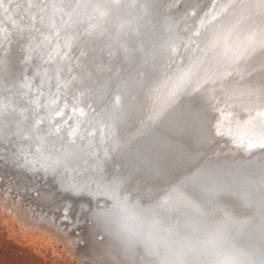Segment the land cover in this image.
Masks as SVG:
<instances>
[{
	"label": "water",
	"instance_id": "95a60500",
	"mask_svg": "<svg viewBox=\"0 0 264 264\" xmlns=\"http://www.w3.org/2000/svg\"><path fill=\"white\" fill-rule=\"evenodd\" d=\"M23 1L0 0L1 46H15L16 28L31 33L19 35L22 55L8 52L18 77L0 74L1 178L17 176L4 163L13 158L33 190L74 179L91 200L79 225L105 264H213L226 254L264 264V150L246 148L264 135V94L243 103L253 92L237 59L264 47V0ZM88 44L100 54L82 84ZM37 55L39 67L29 61ZM60 66L44 80L40 69ZM217 81L240 86L217 98ZM207 91L214 109L202 105Z\"/></svg>",
	"mask_w": 264,
	"mask_h": 264
},
{
	"label": "rangeland",
	"instance_id": "374dc122",
	"mask_svg": "<svg viewBox=\"0 0 264 264\" xmlns=\"http://www.w3.org/2000/svg\"><path fill=\"white\" fill-rule=\"evenodd\" d=\"M190 103H191L190 101L187 102V105H189ZM206 103L207 104H204V103L202 104L203 107H208L209 102L206 101ZM222 119H220V120H222ZM224 120H225V118H224ZM229 148H230V146H229ZM5 175L7 177L6 176L2 177L1 179L4 178L2 181L0 179V183L3 184L4 187H0V188L6 189L8 184L10 185V183H11V182L8 183V181H10L12 179V175H11V177H10V175L8 177V174H5ZM18 179H20V178H18ZM4 180H7V181H5L7 183H5ZM26 180L29 181L30 178H26ZM19 181H21L22 184H24L26 186L28 184L26 182H25L26 184L23 183L24 182L23 180H19ZM27 187H28V189H31L29 184ZM28 189H26V190L21 189L20 190V191L24 192V194H25L23 196V193L21 192L22 193L21 197L22 198L24 197L23 201H24L25 197L28 200L27 201L25 199V201H26L25 205L26 204L31 205V201H34V203L40 202L39 204L44 203L43 201H41L39 199L35 200V198H34L35 196L33 195V189H31L32 193L29 192L31 190H28ZM26 192H28V193H26ZM30 193H31V195H30ZM16 194H17V190L14 193V195L12 194V196H17ZM3 196L7 197L8 200H5L3 198ZM30 197H31V199H30ZM32 197L34 200L32 199ZM17 198H18V196H17ZM37 200H38V202H36ZM4 201H6V202H4ZM10 201H11V199L8 198L7 193H5V195L2 194V196H0V264H95L97 262V260H99V261L101 260L100 263H102V264L106 263V262H102L103 260L107 261V258H105V256H104L105 254L103 255V251H105L104 248L100 245V243L93 244L94 242L91 239H89V240L87 239L89 237L88 236L89 235V231H88L89 228L88 227L85 228L82 225V227H84V228H82L80 226L82 228V230L79 229V227L77 228L78 230H81L82 236H84V233L87 230V235H85L86 239H85V237H83V239H81L78 243L75 242L74 243L75 245H74L73 243H71V240L73 239V235L70 234L72 232V229L70 230L71 231L70 232L69 228H65V227H63L64 226L63 224H59V222H57V215L55 212L56 210L54 208H51L49 206V204L46 203L47 207L44 205L45 203L43 204L44 206L39 205V204H36L35 206H33L34 211L37 212V214L36 213L35 214L39 216V217H35L32 215V212L30 210V208H33L32 206H29L30 207L29 208L28 205H26L27 208H29L28 212L30 213V214H27L26 213L27 211L23 210L22 207H19L16 203L14 205V202L13 201L10 202ZM218 202L220 203L219 205H221V202L220 201H218ZM16 205H17V207H16ZM5 207L6 208H8V207L14 208L16 213L14 211L7 210ZM38 209H41V210H39V212H38ZM46 209L48 211L49 210L53 211V213L55 215L54 214H51V215L52 216L54 215L53 217L56 218L55 220L54 219L49 220L47 218L48 219V221H47V220L43 219V215H42V217L40 216L41 215L40 213H43V214L46 213ZM43 210L45 212H43ZM44 217L46 218V216H44ZM24 220L29 221V224L31 226L24 225V222H23ZM54 223H56V224L58 223L59 225H53ZM61 225H63V226H61ZM39 226L48 227L50 229H53L54 232L53 233L48 232V230H46L47 228L46 229L40 228ZM55 226H57V227L59 226V229L63 228L62 230L65 231L66 233L63 231L62 232L59 231L58 228H56ZM50 233H51V235H50ZM68 236H69L70 240H67ZM84 239L86 242L84 241ZM81 246L82 247L84 246V248H86V249H83ZM77 247H78V249H77ZM90 248H92V249H90ZM100 252H102L101 253L102 256H99V259H98L96 257V255H98V253H100ZM90 255H92V258ZM113 261H117V260H113Z\"/></svg>",
	"mask_w": 264,
	"mask_h": 264
},
{
	"label": "bare ground",
	"instance_id": "6f19581e",
	"mask_svg": "<svg viewBox=\"0 0 264 264\" xmlns=\"http://www.w3.org/2000/svg\"><path fill=\"white\" fill-rule=\"evenodd\" d=\"M41 1L42 0H36V3H41ZM69 1H72V0H69ZM76 1H78V0H76ZM162 1V0H161ZM22 2H24L23 0H22ZM15 4H17V5H15ZM15 4H13V6H15L16 8L15 9H17V12H18V14L20 15H18L19 17H23L24 16V11H23V9H22V7H21V5L17 2V3H15ZM35 7H38L37 5L35 6ZM55 8L58 10V11H60L62 8H63V3L61 4V2H57L56 4H55ZM160 11H164L162 8V5L160 6ZM76 9H77V7H76ZM57 10H54L53 9V12H54V14H58V11ZM2 11H3V9H2ZM75 13H76V15H78L79 14V10L77 9V11H75ZM11 14H13V12H12V10H11ZM14 15V14H13ZM40 16H43V14H40ZM73 16V15H72ZM69 17V16H68ZM74 17V16H73ZM25 18V19H24ZM24 18H20V20H21V23L22 24H25V25H29V23H27V21H26V16L24 17ZM75 18V17H74ZM6 21H8V19L6 20ZM10 29H11V27H9ZM13 32H15L14 33V35H15V39L17 40V43L15 44V46H13L12 44H10L9 43V41L8 42H6V45L5 46H1L2 44H0V53H1V55H4V57H5V59H3L4 61H5V63H1L0 62V74L1 73H4V75L6 76H8V78L10 77V78H16V77H18V74H19V72H20V67L19 66H21L22 67V64H20V65H18L17 64V67L10 61V56H11V54L10 53H8L10 50H11V48H14V51H15V54L17 55V56H19V55H22L21 54V51L18 49V46H19V44H20V37H19V35L21 34V35H31V33H27L26 31H24L23 33H22V31H18V29L16 28L15 29V31H13ZM59 32V31H58ZM57 32V33H58ZM60 33H62V32H60ZM93 33V32H92ZM91 35V32L88 34V37ZM34 36L36 37V34H34ZM14 37V36H13ZM22 41V40H21ZM96 40H91L89 43H93V44H95L96 42H95ZM100 44V43H99ZM11 45V46H10ZM87 46H89V53L87 54V55H85L86 56V58L85 59H88L87 60V62H84V66H85V73H83V72H81V74H80V80H81V83L82 84H84V82H85V78L87 77V75L89 74V76H91L92 77V75H94V74H96V68H95V66H94V63L95 62H91L92 60H89V59H93V57H92V54L94 53V52H96L98 55L100 54V50L99 51H97V50H95V47L93 46V45H87ZM91 47H93L92 49H91ZM42 48V47H41ZM256 49L253 51V49H252V51H250L249 50V52H247V53H244V50L243 49H241V50H239L238 52H239V56H238V58L237 59H240V65H239V68H240V73L238 74V76L240 77V76H244V82H245V84L247 85V88H248V90L249 91H251V92H253L254 94H258V95H251V94H253V93H250V96L248 95V94H246V95H243V96H241V95H239V97L241 98V100L243 101V103H246V104H249V102H250V100H252L253 98H254V96H256L257 98H258V96L260 95V94H264V47L262 48V49H260V48H258V47H255ZM101 50H103V48L101 47ZM40 51V50H39ZM104 52V51H103ZM254 52V53H253ZM219 53H221V52H219ZM219 53H217V54H219ZM106 57H105V59H104V61L105 62H109V63H111V61L110 60H108L111 56L110 55H108L107 53H103ZM63 55L64 54H62L61 56L60 55H58L57 57L58 58H60V57H63ZM74 59V61L77 63V60H76V58H73ZM72 59V60H73ZM32 60H34V61H32ZM39 60V61H38ZM40 60H41V56H35L33 59H30L29 61L32 63V64H35V66L36 67H39V64H38V62H40ZM65 62H64V64H66L67 63V59H65L64 60ZM216 61L217 60H213V62H214V64H216ZM76 63H75V65H76ZM25 64H26V62H25ZM54 64H56V62L54 63ZM30 66H31V64H29ZM53 67V65L51 64V63H46V64H44V66H49L50 68H51V66ZM78 65H80V64H78ZM24 66H27V64L26 65H24ZM49 67H46V68H43V69H40L41 71H42V75H43V78H44V80H46L47 82H49V80H50V78L48 77L49 75L51 76V78H53V76L54 75H56V76H58L59 74H60V72H61V70H62V66H60V68H58L57 70H56V72H54V73H50V68ZM77 67L78 66H76V68H75V70H78L77 69ZM16 72H17V74H16ZM11 73H13V74H11ZM91 73H92V75H91ZM225 82V81H224ZM222 84V82L221 81H217L215 84H214V87H215V91H213L214 93H215V95H217V98H219V97H221V95H218V94H222L225 90H223L221 93H220V91L218 90L219 89V87H232L235 91H236V89L240 86V83H235V84H233V86L232 85H230L228 82H226V83H224L223 85H221ZM221 85V86H220ZM83 86V85H82ZM213 86V83H211V85H210V88H209V91L211 90V87ZM79 92H80V90L78 91V96H79ZM211 92V91H210ZM210 92L208 93V91H207V96H206V98H205V101H208L209 103H208V107H210L211 109H214V101H215V99L214 98H211V94H210ZM227 94L229 95V96H233L232 95V93L230 94L229 92H227ZM186 95H190L189 93H186ZM192 99H189L187 102H189V101H191ZM187 106V105H186ZM188 108H190V107H186V109H188ZM207 108V107H206ZM99 110V109H98ZM87 111V110H86ZM85 111V112H86ZM9 114H12V113H9ZM135 114V113H134ZM133 114V115H134ZM19 116V112H17V117ZM24 117H25V119H27V117H28V113H25V115H24ZM134 118H136V117H132V119L131 120H134ZM140 118V117H139ZM139 118H137V119H139ZM223 118V117H222ZM221 118V119H222ZM13 119V118H12ZM136 119V120H137ZM28 123H29V121L28 120H26ZM15 123H19V120H17V121H15ZM69 129V128H68ZM59 129H56L55 130V132L56 131H58ZM28 133V132H27ZM57 135V134H56ZM12 140H15L16 142H18V140H17V137H15V136H13V138H12ZM19 144L21 145L22 144V141H19ZM20 145H19V147H20ZM231 148V147H230ZM1 155H5V153H1ZM19 173H20V175H17L16 177L15 176H12V179L10 180V181H8V183L9 182H11L10 183V185L8 184V186H7V188L5 189V188H0V196H2V194H4L5 195V193H7L8 194V198H10L11 199V201H13L14 202V205H15V203L19 206V207H22V209L23 210H25V211H27L26 213L27 214H30L29 212H28V209L30 208L29 206H35L36 204H39V203H34V201H31V205L30 204H26V205H28V207L29 208H27V206L25 205V203H26V201H25V199H26V197H25V199H24V201H23V198L21 197V194L23 193V196L25 195L24 194V192H22V191H20L21 189H24V190H26V189H28V184H27V186L26 185H24V184H22V182L21 181H19V180H22L21 178H22V171H21V168H19ZM10 173V172H9ZM1 175V174H0ZM9 175H10V177H11V173L10 174H8V177H9ZM6 176V175H5ZM7 177V176H6ZM5 177V178H6ZM14 178V179H13ZM18 178H20V179H18ZM24 178V177H23ZM0 179H1V176H0ZM4 179V178H3ZM3 179H1V181L3 180ZM5 181H7V180H4V182ZM24 181V180H23ZM5 183H7V182H5ZM13 183V184H12ZM1 184V183H0ZM26 184V183H25ZM6 186V185H5ZM31 187V186H30ZM11 189V190H10ZM32 189V188H31ZM31 189H28V190H31ZM16 190H17V196H18V198H17V196H12V194L14 195V193L16 192ZM36 192H37V190L36 189H34ZM33 190V191H34ZM5 192V193H4ZM22 192V193H21ZM29 192H31L32 193V190L31 191H29ZM26 193H28V192H26ZM31 193H30V195H31ZM27 195V194H26ZM29 195V194H28ZM3 198L5 199V200H8L7 199V197H4L3 196ZM29 198V197H28ZM35 198V197H34ZM30 199H31V197H30ZM32 199H33V197H32ZM27 200V199H26ZM34 200V199H33ZM35 200H36V198H35ZM10 201V202H11ZM28 201V200H27ZM4 202H6V201H4ZM9 202V203H10ZM36 202H38V200L36 201ZM29 203V202H28ZM93 203H95V202H93ZM7 204V203H6ZM11 204V203H10ZM44 204V203H43ZM43 204H39V205H42V206H46V203L43 205ZM17 205H16V207H17ZM38 207V206H37ZM47 207V206H46ZM6 208V207H5ZM40 208V207H39ZM7 210H11V211H14L15 213H16V211H15V209L14 208H12V207H8V208H6ZM17 209V208H16ZM42 209V208H41ZM41 209H38V212H39V210H41ZM45 209V208H44ZM208 213H209V208H204ZM30 210H31V212H32V215L33 216H35V217H39L38 215H36L37 214V212H35L34 211V207L33 208H30ZM37 210V209H36ZM2 211V210H1ZM48 210L46 209V213H48V214H54L53 213V211H48ZM43 212H45L44 210H43ZM50 212V213H49ZM56 212V211H55ZM36 213V214H35ZM39 214V213H38ZM41 215V217H42V215H43V219H45V220H47L48 221V219H47V216H46V218L44 217L45 215V213L43 214V213H40ZM210 214V213H209ZM55 215V214H54ZM53 215V216H54ZM28 216V215H27ZM56 217V216H55ZM49 220H50V218H49ZM55 220V219H54ZM24 222V225H26V226H31L30 224H29V221H27V220H24L23 221ZM32 222V221H31ZM54 222V221H53ZM57 222H58V220H57ZM53 225H59L58 223L56 224V223H54ZM61 226H63V225H61ZM84 226V225H83ZM40 228H47L46 230H48V232H51V233H53L54 232V230L53 229H50V228H48V227H45V226H39ZM53 227V226H52ZM56 228H58V230L59 231H63L61 228L59 229V226L57 227V226H55ZM64 227V226H63ZM82 227V226H81ZM85 227V226H84ZM84 227H82V228H84ZM82 228H81V230H82ZM86 228V227H85ZM68 231V230H67ZM69 231H70V229H69ZM68 231V232H69ZM63 232H65V231H63ZM67 232V233H68ZM71 232V231H70ZM83 232V231H82ZM85 232V231H84ZM45 233V232H44ZM51 233H50V235H51ZM66 233V232H65ZM72 233V232H71ZM70 233V234H71ZM90 234V233H89ZM85 235H87V230H86V232L84 233V236H82V235H79L78 237H79V239H83V237H85ZM70 236V235H69ZM69 236H68V238H67V240H70L69 239ZM89 236V235H88ZM76 236L74 235V238H75ZM90 237V236H89ZM87 238L88 240L90 239V238ZM85 239H86V237H85ZM85 239H84V241H85ZM55 240V239H54ZM66 240V241H67ZM221 240V239H220ZM79 242V241H78ZM77 242V243H78ZM82 242V241H81ZM86 242V241H85ZM71 243H75V241H74V239H72L71 240ZM231 243L232 244H234V241L231 239ZM70 244V243H69ZM72 244V245H73ZM85 244V243H84ZM93 244H97V243H93ZM92 244V245H93ZM75 245V244H74ZM83 245V244H82ZM80 246V245H79ZM82 247V246H81ZM83 249H86V248H84V246L82 247ZM100 248V247H99ZM77 249H78V247H77ZM81 249V248H80ZM79 249V250H80ZM82 249V250H83ZM90 249H92V248H90ZM84 251V250H83ZM86 252V251H85ZM94 252V251H93ZM87 253V252H86ZM102 253V252H101ZM92 254V253H91ZM104 255V254H103ZM91 256V258H92V255H90ZM97 256V255H96ZM100 256H102V255H100ZM95 258V257H94ZM101 258V257H100ZM101 261V260H100ZM104 261V260H103ZM102 261V262H103ZM106 261V260H105ZM107 262V261H106Z\"/></svg>",
	"mask_w": 264,
	"mask_h": 264
},
{
	"label": "snow or ice",
	"instance_id": "6c2138e0",
	"mask_svg": "<svg viewBox=\"0 0 264 264\" xmlns=\"http://www.w3.org/2000/svg\"><path fill=\"white\" fill-rule=\"evenodd\" d=\"M50 103L56 104L57 101L53 99ZM73 111H76V109L74 108ZM79 114L81 116L86 114L83 108H79ZM58 115H63V113H58ZM258 115L264 117V112H260ZM79 128L80 125H77L76 128L71 131L70 135L75 137L78 134ZM246 148L250 151L254 149L264 150V135L256 140L249 141L246 144ZM4 163L6 168L13 171L14 175H20V173L16 171L17 164L13 158H9ZM28 171V169H25V174H27ZM2 172L3 169H0V173ZM75 184L76 181L74 179L68 180L65 178L60 183H52L51 188L37 190L36 193L41 199L51 197L49 206L56 210L57 219L63 222L64 227L72 229V235H75L76 229L80 227L79 221L88 218L89 212L84 210L83 205L85 203L91 205V200L80 194ZM65 185H67V187H65ZM0 187H4V185L0 184Z\"/></svg>",
	"mask_w": 264,
	"mask_h": 264
},
{
	"label": "clouds",
	"instance_id": "9594fccd",
	"mask_svg": "<svg viewBox=\"0 0 264 264\" xmlns=\"http://www.w3.org/2000/svg\"><path fill=\"white\" fill-rule=\"evenodd\" d=\"M213 264H241V261L236 255L226 254L222 257H217Z\"/></svg>",
	"mask_w": 264,
	"mask_h": 264
}]
</instances>
